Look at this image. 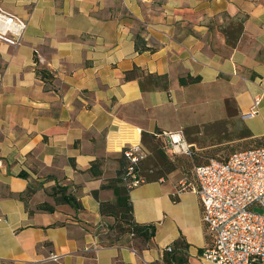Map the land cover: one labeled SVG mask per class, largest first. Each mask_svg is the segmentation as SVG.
<instances>
[{
  "label": "crops",
  "instance_id": "crops-1",
  "mask_svg": "<svg viewBox=\"0 0 264 264\" xmlns=\"http://www.w3.org/2000/svg\"><path fill=\"white\" fill-rule=\"evenodd\" d=\"M0 6L27 22L19 45L0 43V264H168L165 248L178 241L186 247L170 264H202L209 236L200 199L178 191L177 170L128 192L135 221L155 227L147 241L114 234L116 219L100 202L116 196L103 186L119 177L122 149L143 145L144 134L180 133L193 147L212 126L234 134L213 146L237 145L228 153L264 137V0ZM239 21L232 45L226 30ZM137 37L148 49H137ZM135 66L159 86L126 80ZM189 76L200 80L180 83ZM62 188L80 208L56 202Z\"/></svg>",
  "mask_w": 264,
  "mask_h": 264
},
{
  "label": "built area",
  "instance_id": "built-area-1",
  "mask_svg": "<svg viewBox=\"0 0 264 264\" xmlns=\"http://www.w3.org/2000/svg\"><path fill=\"white\" fill-rule=\"evenodd\" d=\"M26 28L25 19L0 6V43L19 45ZM259 101L256 97L253 113ZM176 134L163 131L154 135L167 137L173 152L190 154V145ZM124 148L130 161L124 181L135 187L146 182L133 172V165L146 154L140 144ZM186 189L199 196L209 236L208 245L199 253L202 264H264V144L195 166L193 178L179 182L178 191ZM50 258L57 260L59 256L52 254Z\"/></svg>",
  "mask_w": 264,
  "mask_h": 264
},
{
  "label": "trees",
  "instance_id": "trees-1",
  "mask_svg": "<svg viewBox=\"0 0 264 264\" xmlns=\"http://www.w3.org/2000/svg\"><path fill=\"white\" fill-rule=\"evenodd\" d=\"M241 31H242V22L241 21H239L238 24L235 27H233L232 30H230V31L226 30L228 42L232 45H236V42L238 41V38L240 36ZM136 47L140 51L148 49L145 46V42L140 37L136 38ZM40 75L45 77V74H43L42 72H40ZM135 78H138L140 80L141 87L144 90L146 88H150V87L156 88L159 86L160 78L158 76H154L150 73H146L144 70L140 69L137 66H135L133 69H131L129 71H126V73H125V79L126 80L135 79ZM142 79H144V80H142ZM198 80H200L199 77H195V78H193L191 76H189L187 78L182 77V78H180V83L181 84H187V83L197 82ZM152 135L155 136L154 134H152ZM250 135L251 134L247 132V134H244L243 136L246 137V136H250ZM144 136H149V135L144 134L143 137ZM143 137H142V139H143ZM247 142H249V143L247 144L245 142V144H247L248 146L242 147V149H239L237 151L246 150V149L253 148V147L264 144V137L252 138V139L248 140ZM124 151H125V148H124V150L121 151V154H122L121 166L126 164L124 166L123 174H121V172H120L119 177L109 181V183H107L103 186L104 188L109 187V188H112L114 190V193L116 196L115 201L114 202H110V201L100 202V211L103 215H111V216L115 217L116 220L112 226V228H113L112 231L114 232V234H116V233L126 234V235H129L133 239L140 238L143 241H147L154 236L155 227L149 226V225L139 224L134 219L133 207L129 201V195H128L129 190L132 189L133 187H128L126 185L125 181H123L124 177H126L127 168L130 165V161L125 156ZM234 152H236V151H234ZM234 152H231L230 154H232ZM164 158H165V160L163 159V161L161 163H159V165L157 166L158 169L154 173L153 177L151 175L144 174L141 170V165H142L145 158H143L142 160H140L139 162H137L136 164L133 165V172L138 177H140V176L144 177L146 179V181L159 180L162 178L165 179V178H167L168 174H170L171 172H173L176 169V167L166 157H164ZM124 159L126 160V163L124 162ZM209 160L205 161L203 164L207 163ZM200 164H202V163H200ZM200 164H198V165H200ZM62 190H63V192L61 193V195L56 200L57 203H68V204L74 205V206L79 207V208L81 207L80 203H78L76 201V198L73 195L66 194L65 188H62ZM54 194H57V191L54 192ZM42 208L45 210H49V211L54 210V207L52 205L47 204V203L42 205ZM176 243H177V245L169 244L165 248L164 260L168 264L174 263V260L177 259L176 252H177L178 248H185L186 247V245L182 241H180V242L178 241ZM169 247L171 248V250H169Z\"/></svg>",
  "mask_w": 264,
  "mask_h": 264
},
{
  "label": "rangeland",
  "instance_id": "rangeland-1",
  "mask_svg": "<svg viewBox=\"0 0 264 264\" xmlns=\"http://www.w3.org/2000/svg\"><path fill=\"white\" fill-rule=\"evenodd\" d=\"M210 128H212V126ZM210 128L204 131L203 134H196V145L193 147L190 146V154H183L175 150L173 152L168 143L167 137H156L153 135L144 136L142 139V147L145 151L146 157L141 165L142 172L153 177L154 173L158 169L157 166L163 161V159L165 160L164 157H166L174 164L176 167L175 170H177L179 175L183 178L192 179L194 167L202 162H205L207 157L225 159L228 157L227 155L230 154L227 150H234V148H237V145L227 143L229 145L225 146L224 149H218L224 145L215 149L213 146L226 143V141L231 139L234 134L229 132H226L225 134H218L212 132V129ZM243 134H245V130L243 131ZM246 143L248 144L249 142ZM247 144L244 143L242 146L246 147L248 146ZM204 147H212V149H203ZM124 162L126 163L125 159ZM125 165L126 164L121 166V174H123Z\"/></svg>",
  "mask_w": 264,
  "mask_h": 264
},
{
  "label": "bare ground",
  "instance_id": "bare-ground-1",
  "mask_svg": "<svg viewBox=\"0 0 264 264\" xmlns=\"http://www.w3.org/2000/svg\"><path fill=\"white\" fill-rule=\"evenodd\" d=\"M175 137L178 139V138H179V135H178V134H176V135H175Z\"/></svg>",
  "mask_w": 264,
  "mask_h": 264
}]
</instances>
